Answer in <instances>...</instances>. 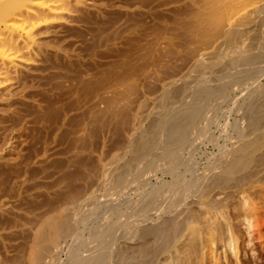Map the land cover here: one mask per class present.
<instances>
[{
	"label": "bare ground",
	"instance_id": "obj_1",
	"mask_svg": "<svg viewBox=\"0 0 264 264\" xmlns=\"http://www.w3.org/2000/svg\"><path fill=\"white\" fill-rule=\"evenodd\" d=\"M257 248L264 0H0V264H239Z\"/></svg>",
	"mask_w": 264,
	"mask_h": 264
},
{
	"label": "rangeland",
	"instance_id": "obj_2",
	"mask_svg": "<svg viewBox=\"0 0 264 264\" xmlns=\"http://www.w3.org/2000/svg\"><path fill=\"white\" fill-rule=\"evenodd\" d=\"M175 73H176L177 76L175 75ZM175 73H173V74L176 76L175 78H178V75L180 76V74H181V72H178V74H177V72H175ZM179 73H180V74H179ZM183 73H184V72H183ZM171 74H172V73H171ZM184 74H185V73H184ZM172 76H173V75H172ZM172 76H169V75H168L167 78L170 77V80H171V77H172ZM180 77H182V76H180ZM180 77H179V78H180ZM175 78H174V79H175ZM165 79H166L165 77H164V78L162 77V80H165ZM165 81H166V80H165ZM168 81H169V79L167 80V82H168ZM157 87H158V86L156 85V88H157ZM156 88L154 89L155 91L153 92V95H155V96L152 95V96H153L152 98H153L154 103H157V102H158V100H159V96H160V95H159L160 92H157V89H158V88H157V89H156ZM157 94H158V95H157ZM238 94H240V92H239ZM224 104H225V105H224ZM224 104H222L223 106H222V105L220 106V108H222V109H218V111H217L216 113L222 115V113H223L224 111H229V109H231V107H233L232 104H228V103H227V104L224 103ZM227 105L229 106L228 109H227ZM225 108H226V109H225ZM223 109H224V111H223ZM219 110H220V111L222 110V111L220 112ZM219 112H220V113H219ZM229 112H230V111H229ZM229 112H224V114L226 113L225 115L230 116V117H229V120H230V119L232 120V114H229ZM230 113H231V112H230ZM224 119H225V118L220 119V123L218 124V125H220V124L222 125V124H223V126H222L223 128H222L221 126H219V128L217 127V129H218V130H217L216 127H214L215 134H216V138H218V142L221 143V144H222V140H223V143H224V142L226 141V136H227V139H228V135H229L227 132L222 131V129L225 130L224 127L226 126V123H227V122H225V121H227L226 119H228V118H226L225 120H224ZM220 131H222V134H219ZM223 133H225V134H223ZM218 134H219V135H218ZM217 135H218V136H217ZM219 137H221V138H219ZM219 139H221V140H219ZM216 140H217V139H216ZM113 147L115 148V146H113ZM203 147L205 148V146H203ZM207 147H208V149L210 148V149H209L210 151L213 149L211 144H209ZM111 148H112V146L110 147V149H111ZM116 148H117V151H116V150H114V151L118 152L119 149L121 150L122 147L119 146V147H116ZM116 148H115V149H116ZM110 149L108 148V150H107V151H108V153H107V157H110V156H111V154H109ZM111 150H112V149H111ZM112 152H113V150H112ZM116 152H115V153H116ZM113 154H114V152H113ZM113 154H112V155H113ZM101 191H102V195L100 194ZM101 191H100V193H99L98 195L101 196V197H103L104 194H105V192L103 193V190H101ZM92 201L94 202L95 200H92ZM93 202L91 203V202L89 201V203H88V202L85 203V206H83L84 208H82V207L80 208L81 211H88V212H89V211H92L93 208L95 209V206H97V203H96L97 201L94 202V203H93ZM90 203H91V204H90ZM86 204H88V205L86 206ZM89 205H90L91 207H90ZM92 206H93V207H92ZM84 209H85V210H84ZM84 214H85V213H84ZM86 214H88V213H86ZM257 249H258V248H257ZM258 250H259V252L257 251V258H258V259H255L256 262H255V260H252V258H249V257L247 256L246 259H244V257H242L243 261H241L240 263H241V264H246V263H245V260L248 259L247 261L249 262V264H264V252H263L262 250H260V248H259ZM249 259H250V260H249ZM259 259H260V260H259ZM258 260H259V261H258ZM257 261H258V262H257ZM240 263H239V264H240Z\"/></svg>",
	"mask_w": 264,
	"mask_h": 264
}]
</instances>
